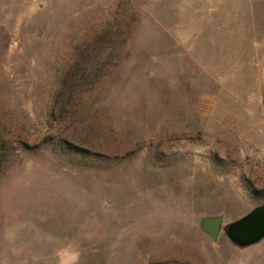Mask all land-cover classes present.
<instances>
[{"label":"rangeland","instance_id":"obj_1","mask_svg":"<svg viewBox=\"0 0 264 264\" xmlns=\"http://www.w3.org/2000/svg\"><path fill=\"white\" fill-rule=\"evenodd\" d=\"M263 203L264 0H0V264H264Z\"/></svg>","mask_w":264,"mask_h":264},{"label":"water","instance_id":"obj_2","mask_svg":"<svg viewBox=\"0 0 264 264\" xmlns=\"http://www.w3.org/2000/svg\"><path fill=\"white\" fill-rule=\"evenodd\" d=\"M200 226L214 240H217L224 226L222 214L205 216ZM228 235L237 244L247 246L264 237V203L226 227Z\"/></svg>","mask_w":264,"mask_h":264},{"label":"trees","instance_id":"obj_3","mask_svg":"<svg viewBox=\"0 0 264 264\" xmlns=\"http://www.w3.org/2000/svg\"><path fill=\"white\" fill-rule=\"evenodd\" d=\"M82 68H85L83 73L81 71ZM86 68L87 67L85 66V64H83L82 61H79L77 67H72L68 71L66 78L62 82V89L59 92V96L67 95V94H69V96H73L74 94H77L75 93V90L73 89V87H75L76 84L79 83L80 78L88 81V77H92V76L96 77L92 73H87Z\"/></svg>","mask_w":264,"mask_h":264}]
</instances>
